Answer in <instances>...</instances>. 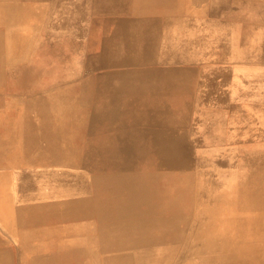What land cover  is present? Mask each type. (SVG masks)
<instances>
[{
    "label": "rangeland",
    "instance_id": "1",
    "mask_svg": "<svg viewBox=\"0 0 264 264\" xmlns=\"http://www.w3.org/2000/svg\"><path fill=\"white\" fill-rule=\"evenodd\" d=\"M123 3L0 0V138L42 168L0 199V264H264V145L190 144L185 114L99 98Z\"/></svg>",
    "mask_w": 264,
    "mask_h": 264
},
{
    "label": "crops",
    "instance_id": "2",
    "mask_svg": "<svg viewBox=\"0 0 264 264\" xmlns=\"http://www.w3.org/2000/svg\"><path fill=\"white\" fill-rule=\"evenodd\" d=\"M123 6V38H108L102 62L108 70L96 82L102 101L121 97L127 113L185 114L171 126L181 128L185 125L174 122L186 121L190 144L264 145V14L259 0H124ZM15 155L0 138L4 210L20 206L21 195L14 201L19 178L42 174V168L19 164ZM10 215L0 212L3 228L14 222Z\"/></svg>",
    "mask_w": 264,
    "mask_h": 264
},
{
    "label": "bare ground",
    "instance_id": "3",
    "mask_svg": "<svg viewBox=\"0 0 264 264\" xmlns=\"http://www.w3.org/2000/svg\"><path fill=\"white\" fill-rule=\"evenodd\" d=\"M5 225V224H4Z\"/></svg>",
    "mask_w": 264,
    "mask_h": 264
}]
</instances>
